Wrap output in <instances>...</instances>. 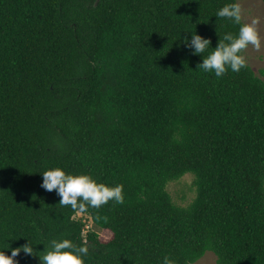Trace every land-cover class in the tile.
I'll use <instances>...</instances> for the list:
<instances>
[{
	"label": "trees",
	"instance_id": "obj_1",
	"mask_svg": "<svg viewBox=\"0 0 264 264\" xmlns=\"http://www.w3.org/2000/svg\"><path fill=\"white\" fill-rule=\"evenodd\" d=\"M95 2L0 0V251L67 238L84 264H264V81L184 47L236 35L216 16L236 0ZM55 167L123 185V203L81 214L88 230L40 187ZM187 174L181 207L166 186Z\"/></svg>",
	"mask_w": 264,
	"mask_h": 264
},
{
	"label": "clouds",
	"instance_id": "obj_2",
	"mask_svg": "<svg viewBox=\"0 0 264 264\" xmlns=\"http://www.w3.org/2000/svg\"><path fill=\"white\" fill-rule=\"evenodd\" d=\"M216 16L230 19L234 24L239 25L237 34L225 33L218 40L215 48H210V41L207 38L192 32L190 39L184 41V47L191 49L192 55L201 56L197 68L204 72H213L219 78L229 69L232 72H239L245 67L242 50L248 45L259 50L261 42L255 27L257 20L241 23L239 3H226L218 9ZM207 49L211 51L206 56H202L201 54ZM41 176L40 187L48 192L55 190L59 197V205L70 206L77 214H87L89 208H100L109 201L120 204L124 200L123 185L109 186L98 183L87 174L65 173L63 169L55 167L43 171ZM29 244L28 242L21 247L11 249V255H5L4 251H0V264H14L13 258L20 252L28 256H36L40 264H84V257L89 252L88 247L76 245L67 238L50 240L38 253H34ZM162 264H175V261L165 256Z\"/></svg>",
	"mask_w": 264,
	"mask_h": 264
},
{
	"label": "rangeland",
	"instance_id": "obj_3",
	"mask_svg": "<svg viewBox=\"0 0 264 264\" xmlns=\"http://www.w3.org/2000/svg\"><path fill=\"white\" fill-rule=\"evenodd\" d=\"M241 7V21L243 23H251L257 20L255 25L258 36L260 38L261 47L259 50L248 45L242 51L245 63L254 71L255 75L264 81V2L262 0H236ZM193 178L191 175H184L176 181L169 182L166 190L172 202L178 206H187L195 197V188L192 185ZM81 219L88 230H95L90 219L81 214L77 215ZM194 264H216L215 256L211 252H206L202 258Z\"/></svg>",
	"mask_w": 264,
	"mask_h": 264
},
{
	"label": "water",
	"instance_id": "obj_4",
	"mask_svg": "<svg viewBox=\"0 0 264 264\" xmlns=\"http://www.w3.org/2000/svg\"><path fill=\"white\" fill-rule=\"evenodd\" d=\"M97 1H98V0H96L95 5H96Z\"/></svg>",
	"mask_w": 264,
	"mask_h": 264
}]
</instances>
